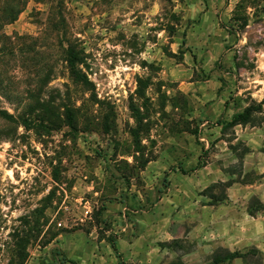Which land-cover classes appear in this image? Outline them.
<instances>
[{"label": "rangeland", "instance_id": "1", "mask_svg": "<svg viewBox=\"0 0 264 264\" xmlns=\"http://www.w3.org/2000/svg\"><path fill=\"white\" fill-rule=\"evenodd\" d=\"M0 110V264H264L195 228L264 219V0H0Z\"/></svg>", "mask_w": 264, "mask_h": 264}, {"label": "crops", "instance_id": "2", "mask_svg": "<svg viewBox=\"0 0 264 264\" xmlns=\"http://www.w3.org/2000/svg\"><path fill=\"white\" fill-rule=\"evenodd\" d=\"M205 210L208 214L203 216L202 213H206ZM202 213L204 219H200L195 228L197 226L202 228L205 238H209L213 244L229 249H244L247 246H255L264 250V219L261 215H250L243 200H239L236 205L228 203L212 209H202ZM195 243L202 242L195 239ZM200 250V248H196L182 254H172L167 251V258L170 259L178 255L183 264H199L202 254ZM135 253L140 254V252ZM116 254L119 256V251ZM152 261L154 262L152 264H168L165 263L166 261L157 259ZM146 264L150 263L146 262Z\"/></svg>", "mask_w": 264, "mask_h": 264}, {"label": "trees", "instance_id": "3", "mask_svg": "<svg viewBox=\"0 0 264 264\" xmlns=\"http://www.w3.org/2000/svg\"><path fill=\"white\" fill-rule=\"evenodd\" d=\"M18 8L14 5H11L10 3H5L2 8V14L4 16V20L6 23L11 22L15 19L16 14L18 13ZM66 62L67 67L69 70V74L71 78L79 83H86L88 82V79L84 75L83 71L79 67V55L75 52L73 48H67L66 49ZM0 116L10 118L11 116L6 113L5 111L0 110ZM251 107H247L244 112L237 113L233 116L232 120L229 122V124H236V123H252L251 120ZM113 250L118 253V249L116 247V244L112 242L111 244ZM236 255L235 253H227V256L224 259H230L234 258ZM65 261H68L70 263H74L72 259H65ZM220 261H223V259L215 258L213 260L212 264H218Z\"/></svg>", "mask_w": 264, "mask_h": 264}]
</instances>
